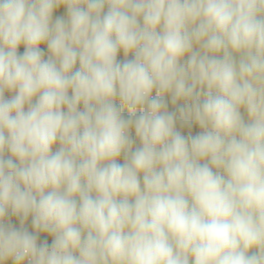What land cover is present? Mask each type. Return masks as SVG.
Instances as JSON below:
<instances>
[{"label": "clouds", "instance_id": "clouds-1", "mask_svg": "<svg viewBox=\"0 0 264 264\" xmlns=\"http://www.w3.org/2000/svg\"><path fill=\"white\" fill-rule=\"evenodd\" d=\"M190 259L264 264V0H0V264Z\"/></svg>", "mask_w": 264, "mask_h": 264}, {"label": "rangeland", "instance_id": "rangeland-1", "mask_svg": "<svg viewBox=\"0 0 264 264\" xmlns=\"http://www.w3.org/2000/svg\"><path fill=\"white\" fill-rule=\"evenodd\" d=\"M104 11H107V7H105ZM57 18H62L65 22H67L68 20V13H67V9L66 7H64L63 5L59 6L58 8H55L53 10V15H52V23L54 24ZM142 23V20H141ZM40 49L43 52V59L47 60L50 56V52L48 50L47 44L46 43H42L40 45ZM194 50L196 51H202L198 45H194ZM18 55H22L25 51V47L24 45H20V47L18 48ZM134 58V53H129L127 56L124 55V53L122 51H120L117 55V60L119 62H123L125 60H130ZM237 60L239 59V56L237 55ZM188 59V56L186 55L184 57V60L182 62H186V60ZM79 68V63H77L76 65V69ZM74 69V71L76 70ZM198 92V96H199V100L202 102L205 99V93L206 90H201V89H197ZM15 95V91H5L4 93V98L5 99H11L12 96ZM69 95H71V90H69ZM153 97L156 96V92L155 90L153 91ZM161 99H163L166 104H167V110L169 112H177L179 107L183 106L185 104V101L183 100H179L177 101L175 104L172 103L171 100V95L170 94H164L161 96ZM33 103H35V98H33ZM114 103L116 104L117 107H119L121 109V115L124 118H129L132 117L133 115L138 116L140 115V113L143 111V109L141 108H137L135 113L133 114L132 112L129 111V109L125 106H123L119 100V98L117 97L114 101ZM27 105H25V110H27ZM80 109L83 110V105H80ZM66 110V109H65ZM241 115L242 118L244 119V121L247 123L249 122V117L247 115L246 110L242 107L241 108ZM176 130L179 131L182 135H184L185 137H188L189 135L192 136H196L201 132V129L199 127L198 124L194 123L191 127V129L188 128H182L179 124V122H177L176 124ZM129 136L132 140V145H131V150L135 151L137 148L141 147V142L139 140V138L136 136L135 134V128L132 127L129 129ZM60 147L59 141H57V143L53 146V152L57 151ZM10 157V153H8L7 151L4 153V158H9ZM117 163L119 164H124L125 161V155L122 153L120 157L117 158ZM207 160H201L200 163H206ZM215 171V169H213ZM140 182H141V186L143 187V177L142 174L140 176ZM5 224H11L12 226L16 227L17 229L20 228H26L29 232L37 235L38 239H37V243L42 244L44 241L48 242V245L51 246V244L53 243L54 237L48 233L45 232H39L37 233L33 226H32V218L31 216H29V218L23 222V224H21L20 218L17 216H14L11 214V212H9V216L4 220ZM251 251H255V249L251 250ZM251 254V252H250ZM8 264H14L13 261H9ZM22 264H29V262L26 260L24 262H22ZM190 264H192V261L190 259Z\"/></svg>", "mask_w": 264, "mask_h": 264}]
</instances>
